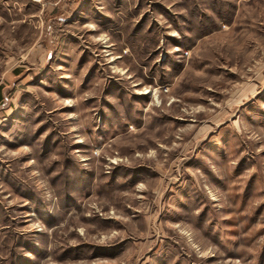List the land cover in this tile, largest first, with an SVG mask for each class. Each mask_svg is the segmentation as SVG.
<instances>
[{
  "label": "rangeland",
  "instance_id": "rangeland-1",
  "mask_svg": "<svg viewBox=\"0 0 264 264\" xmlns=\"http://www.w3.org/2000/svg\"><path fill=\"white\" fill-rule=\"evenodd\" d=\"M0 264H264V0H0Z\"/></svg>",
  "mask_w": 264,
  "mask_h": 264
}]
</instances>
